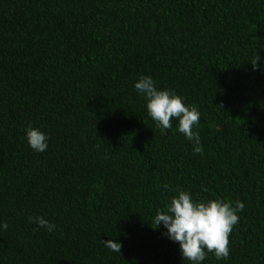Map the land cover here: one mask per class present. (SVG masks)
<instances>
[{
	"label": "trees",
	"instance_id": "16d2710c",
	"mask_svg": "<svg viewBox=\"0 0 264 264\" xmlns=\"http://www.w3.org/2000/svg\"><path fill=\"white\" fill-rule=\"evenodd\" d=\"M141 75L198 108L200 153L148 117ZM261 105L264 0H0V264H188L152 223L164 184L244 203L202 264H264Z\"/></svg>",
	"mask_w": 264,
	"mask_h": 264
},
{
	"label": "clouds",
	"instance_id": "9594fccd",
	"mask_svg": "<svg viewBox=\"0 0 264 264\" xmlns=\"http://www.w3.org/2000/svg\"><path fill=\"white\" fill-rule=\"evenodd\" d=\"M252 65L255 68L256 61ZM133 87L145 101L147 115L157 128L167 130L172 127L171 121L175 120L176 131L193 144V154L200 153V138L193 131L201 116L196 106L186 104L184 98L172 89L158 88L150 75L139 76ZM23 131L24 140L32 151L40 153L47 150L49 136L40 127L28 122ZM160 187L175 194L162 209L155 211L152 220L154 229H164L162 235L178 244L180 255L188 264H202L207 253H211L216 260H227L228 237L239 220L238 213L243 211L244 203L219 198L197 200L188 190L169 189L167 184ZM26 220L36 226L33 231L43 229L51 233L57 227L40 215H29ZM7 228L8 224L0 220V230ZM101 244L111 252L120 253L121 244L114 239L105 240Z\"/></svg>",
	"mask_w": 264,
	"mask_h": 264
}]
</instances>
